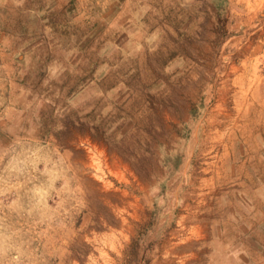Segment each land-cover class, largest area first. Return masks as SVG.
<instances>
[{
  "label": "rangeland",
  "instance_id": "1",
  "mask_svg": "<svg viewBox=\"0 0 264 264\" xmlns=\"http://www.w3.org/2000/svg\"><path fill=\"white\" fill-rule=\"evenodd\" d=\"M254 105L264 0H0V264H264Z\"/></svg>",
  "mask_w": 264,
  "mask_h": 264
},
{
  "label": "bare ground",
  "instance_id": "2",
  "mask_svg": "<svg viewBox=\"0 0 264 264\" xmlns=\"http://www.w3.org/2000/svg\"><path fill=\"white\" fill-rule=\"evenodd\" d=\"M186 90V89H185ZM170 97V96H169ZM160 98V97H159ZM242 101V100H241ZM157 103V102H156ZM153 104V103H152ZM153 106V105H152ZM158 106V105H157ZM157 106H153V109L151 112H147L146 114H144V117L143 118H151L150 115L152 116V118L154 117L155 121L159 122V123H163L164 121L167 123V122H170L172 119H174V117L177 116V113L175 111H172L171 109L169 108H159ZM160 106V105H159ZM161 107V106H160ZM264 107V105H254V108L252 109L253 111V114H252V117L249 118L248 117V112L247 110L243 111V115L240 116L241 118V133H249V130L252 129L253 127V124H255V122H258L260 123V120L261 118L263 117V111H262V108ZM228 117L230 118V116L228 115ZM165 119H170V120H165ZM236 121V116L231 119L230 118V123L232 122L234 124V122ZM232 124V125H233ZM217 126V125H216ZM165 125H164V130H165ZM168 127H170V124L168 125ZM162 128V127H161ZM162 128V130H163ZM151 130V128H150ZM163 130V131H164ZM147 131V130H146ZM149 131V130H148ZM147 131V132H148ZM257 131H260L259 128H257ZM233 132L234 131H230V135L228 136L229 138L231 136H233ZM152 133H154V131L152 130ZM156 133V132H155ZM206 135V133H204ZM151 137V136H150ZM206 137V136H205ZM158 138V137H157ZM149 142V141H148ZM154 142V141H153ZM156 144V143H155ZM130 146V143L129 142H125L123 144V151L124 153L122 154L124 157H126L125 155H128V148ZM137 147V146H136ZM146 148V147H145ZM123 157V158H124ZM114 158V157H113ZM128 158V157H127ZM118 160V159H117ZM120 160V159H119ZM124 161H125V158H124ZM128 161V160H127ZM127 161H125L127 163ZM131 163V162H130ZM129 163V165H131ZM140 163V162H139ZM123 164V163H122ZM138 164V163H137ZM128 165V167H129ZM132 168V167H131Z\"/></svg>",
  "mask_w": 264,
  "mask_h": 264
},
{
  "label": "clouds",
  "instance_id": "3",
  "mask_svg": "<svg viewBox=\"0 0 264 264\" xmlns=\"http://www.w3.org/2000/svg\"><path fill=\"white\" fill-rule=\"evenodd\" d=\"M3 251V238L0 236V252Z\"/></svg>",
  "mask_w": 264,
  "mask_h": 264
},
{
  "label": "crops",
  "instance_id": "4",
  "mask_svg": "<svg viewBox=\"0 0 264 264\" xmlns=\"http://www.w3.org/2000/svg\"><path fill=\"white\" fill-rule=\"evenodd\" d=\"M229 238H230V242H231V244H235V243H234V240L231 238V235L229 236ZM231 246H232V245H231ZM231 246H230V248H231ZM230 248H229V249H230Z\"/></svg>",
  "mask_w": 264,
  "mask_h": 264
}]
</instances>
